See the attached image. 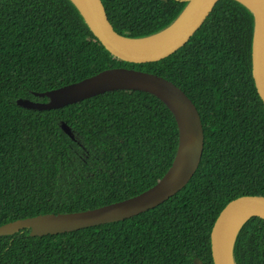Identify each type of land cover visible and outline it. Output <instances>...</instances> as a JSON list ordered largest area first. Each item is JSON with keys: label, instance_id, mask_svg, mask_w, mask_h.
<instances>
[{"label": "trees", "instance_id": "obj_1", "mask_svg": "<svg viewBox=\"0 0 264 264\" xmlns=\"http://www.w3.org/2000/svg\"><path fill=\"white\" fill-rule=\"evenodd\" d=\"M125 36L155 33L185 0H102ZM254 16L218 0L200 28L171 55L130 63L113 56L71 0H0V225L45 213L96 208L154 185L171 165L176 120L155 95L106 91L54 109L46 91L115 66L161 75L196 105L204 130L199 166L164 202L129 218L73 231L0 236V264H213L210 233L221 209L241 195L264 196V102L252 75ZM64 120L71 138L60 126ZM236 264H264V219L240 228Z\"/></svg>", "mask_w": 264, "mask_h": 264}, {"label": "water", "instance_id": "obj_2", "mask_svg": "<svg viewBox=\"0 0 264 264\" xmlns=\"http://www.w3.org/2000/svg\"><path fill=\"white\" fill-rule=\"evenodd\" d=\"M71 1L104 47L116 58L130 63L154 62L174 53L200 28L218 2L185 0V7L168 26L149 35L131 37L114 29L102 0ZM238 1L247 6L254 16L252 75L257 92L264 102V0ZM119 89L151 93L172 112L178 128V144L174 159L164 175L148 189L120 201L92 209L38 214L4 223L0 225V236L14 234L23 228H29L31 236H42L122 220L164 202L188 183L202 157L203 124L191 98L161 75L115 66L76 82L33 92L47 100L19 97L16 102L25 108L54 109ZM60 126L71 138H75L72 128L64 120ZM252 216L264 219L263 195H241L221 209L210 233L213 264H236L233 252L235 240L240 228Z\"/></svg>", "mask_w": 264, "mask_h": 264}, {"label": "rangeland", "instance_id": "obj_3", "mask_svg": "<svg viewBox=\"0 0 264 264\" xmlns=\"http://www.w3.org/2000/svg\"><path fill=\"white\" fill-rule=\"evenodd\" d=\"M135 69V68H134Z\"/></svg>", "mask_w": 264, "mask_h": 264}]
</instances>
